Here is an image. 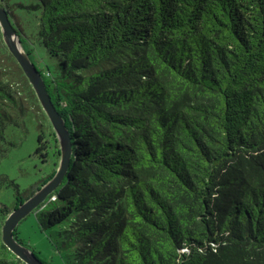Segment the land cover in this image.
<instances>
[{"label":"trees","instance_id":"obj_1","mask_svg":"<svg viewBox=\"0 0 264 264\" xmlns=\"http://www.w3.org/2000/svg\"><path fill=\"white\" fill-rule=\"evenodd\" d=\"M21 7L40 13L57 69L38 70L71 136L69 170L33 212L66 264H264V0ZM29 115L55 169L28 194L0 174L13 209L55 175L60 145L0 28V160ZM13 209L0 202V264H25L1 239Z\"/></svg>","mask_w":264,"mask_h":264},{"label":"rangeland","instance_id":"obj_2","mask_svg":"<svg viewBox=\"0 0 264 264\" xmlns=\"http://www.w3.org/2000/svg\"><path fill=\"white\" fill-rule=\"evenodd\" d=\"M33 2L35 0H4V4H7L13 13V24L16 27L20 26L24 31L23 47L30 52L33 63L44 75L55 74L57 59L51 57L39 43L37 35L39 11L21 7V5H29ZM45 125L48 128V123ZM6 137L15 146L0 160V174L9 176L19 185L23 194H28L31 189L40 185L43 178L53 172L56 157L50 153L44 162L42 157L35 154L39 145L38 130L35 118L31 115L26 117V130L9 126ZM15 194L14 187L0 188V202L13 209L16 202ZM55 231L56 229L43 231L35 213L28 215L16 228L19 239L35 251V255L41 261L46 264H66L67 252L62 247L60 252L58 251V244H61L62 240Z\"/></svg>","mask_w":264,"mask_h":264},{"label":"water","instance_id":"obj_3","mask_svg":"<svg viewBox=\"0 0 264 264\" xmlns=\"http://www.w3.org/2000/svg\"><path fill=\"white\" fill-rule=\"evenodd\" d=\"M0 28L5 45L35 90L39 102L54 128L60 145V162L55 175L37 190L33 196L11 211L2 227L1 239L3 244L25 264H45L31 249L16 240L14 232L18 224L33 213L58 188L65 178L72 158L71 136L65 120L52 101L40 71L24 49L21 38L18 36L7 11L2 6H0Z\"/></svg>","mask_w":264,"mask_h":264},{"label":"built area","instance_id":"obj_4","mask_svg":"<svg viewBox=\"0 0 264 264\" xmlns=\"http://www.w3.org/2000/svg\"><path fill=\"white\" fill-rule=\"evenodd\" d=\"M52 199L54 200V199H55V197L53 196V197H52Z\"/></svg>","mask_w":264,"mask_h":264},{"label":"bare ground","instance_id":"obj_5","mask_svg":"<svg viewBox=\"0 0 264 264\" xmlns=\"http://www.w3.org/2000/svg\"><path fill=\"white\" fill-rule=\"evenodd\" d=\"M21 49V48H20Z\"/></svg>","mask_w":264,"mask_h":264}]
</instances>
